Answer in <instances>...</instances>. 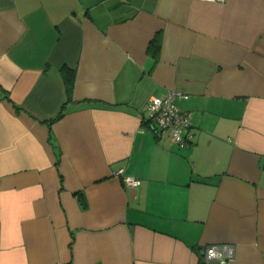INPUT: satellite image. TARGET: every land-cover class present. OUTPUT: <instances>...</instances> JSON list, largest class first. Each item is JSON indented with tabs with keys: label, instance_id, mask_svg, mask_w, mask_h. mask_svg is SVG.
<instances>
[{
	"label": "crops",
	"instance_id": "1",
	"mask_svg": "<svg viewBox=\"0 0 264 264\" xmlns=\"http://www.w3.org/2000/svg\"><path fill=\"white\" fill-rule=\"evenodd\" d=\"M173 88L187 146L147 122ZM223 242L264 264V0H0V264Z\"/></svg>",
	"mask_w": 264,
	"mask_h": 264
},
{
	"label": "built area",
	"instance_id": "2",
	"mask_svg": "<svg viewBox=\"0 0 264 264\" xmlns=\"http://www.w3.org/2000/svg\"><path fill=\"white\" fill-rule=\"evenodd\" d=\"M223 1V0H201ZM188 94L180 89H170L164 95L150 96L147 105V122L158 131H168L173 141L179 146L191 143L193 131L191 128V113L182 111L175 100L187 98ZM123 182L129 188L139 186V180L132 175H124ZM235 250L231 243H211L203 248L205 262L215 261L218 264H228L234 257Z\"/></svg>",
	"mask_w": 264,
	"mask_h": 264
},
{
	"label": "trees",
	"instance_id": "3",
	"mask_svg": "<svg viewBox=\"0 0 264 264\" xmlns=\"http://www.w3.org/2000/svg\"><path fill=\"white\" fill-rule=\"evenodd\" d=\"M67 85L69 86V82L67 81ZM61 114H59V116H60Z\"/></svg>",
	"mask_w": 264,
	"mask_h": 264
}]
</instances>
